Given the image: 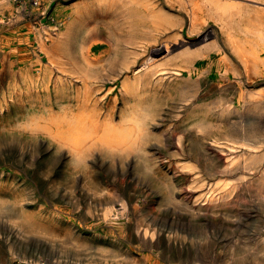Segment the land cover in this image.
<instances>
[{"label":"rangeland","instance_id":"374dc122","mask_svg":"<svg viewBox=\"0 0 264 264\" xmlns=\"http://www.w3.org/2000/svg\"><path fill=\"white\" fill-rule=\"evenodd\" d=\"M82 1L0 0V264H264V143L258 164L243 166L237 151L230 169L229 154L212 142L246 138L220 115V97L240 106L235 85L218 87L214 46L227 51L225 29L210 20L188 32L185 11L174 0H143L150 6L143 8L144 20L136 16L139 9L117 14L93 2L83 8ZM235 1L244 13L241 27L253 9L264 6L261 0ZM150 13L175 15L183 24L179 31L175 26L158 33ZM70 22L65 46L76 61L94 62L92 73L104 89L113 87L100 106L113 104L116 121L134 101L123 99L118 86L133 76L134 65L151 58L141 75L146 88L140 95L149 111L143 146L111 157L94 151L79 162L43 131L31 132L29 117L43 125L51 105L59 110L61 103L78 104L80 83L49 70L48 62L69 58L55 47ZM133 24L147 43L144 50L126 43V27ZM172 29L180 35L174 37ZM164 40L172 41L168 53H161ZM187 53L204 57L196 67L209 71L159 82L157 71L181 64ZM65 69L67 76L76 71L70 63ZM177 152L181 158L174 157ZM223 183L227 190L216 189ZM209 188L216 189L212 196ZM145 228L150 233L143 234Z\"/></svg>","mask_w":264,"mask_h":264},{"label":"bare ground","instance_id":"6f19581e","mask_svg":"<svg viewBox=\"0 0 264 264\" xmlns=\"http://www.w3.org/2000/svg\"><path fill=\"white\" fill-rule=\"evenodd\" d=\"M229 1L227 4H222L219 0H174L177 4L175 7L185 11L188 32L200 30L208 25L210 20L221 29H225L227 51L220 45L214 46L219 53L217 62L220 66V84L218 87L223 90L226 86L235 85L234 88L237 90L236 100L240 101V106H235L234 100L231 98L224 99L220 97V115L225 117L230 126H236L243 137L246 138L238 139L226 136L221 139H213L212 142L216 148L229 154L231 159L227 162V165L231 169L234 162H236L237 154L234 153L237 151L239 152L238 157L242 160V165L246 167H250L254 163L258 164V161L262 159V154H264L260 153L261 144L264 143V112L261 110L264 108V6H262L263 8L253 9L251 12L254 14L249 16L247 23L241 27L239 21L244 18V13L239 7L240 2ZM261 1L264 4V0ZM82 2L83 8L93 2L100 10L117 14H119V10L139 9L141 14H136L139 20L146 19L147 14L143 8L150 7L143 0H83ZM166 2L170 3L171 0H166ZM83 8L76 11V13H83ZM148 15L149 20L154 24L155 31L158 33L165 27L175 26L179 31L183 24V19L175 15L160 13H150ZM71 23L67 25V29L63 33L59 34L58 44L55 47L61 54H68L69 58L64 61L63 56H59L62 60L49 57L48 62L49 70L55 69V71L61 73L63 78L70 79V82L75 80L76 83H80L81 87L75 96L78 104L73 106L61 103L57 107L59 110L56 109L55 105H51L47 117H40L44 118L45 124L43 125H40L36 117H29L28 125L31 132L39 133L43 131L51 136L58 145L65 147L71 153L72 158L79 162H85L86 157H92L94 151L106 152L111 157L116 153L122 155L132 146H143L144 142L142 140L149 132L147 126L149 111L147 101H144L145 97L141 96L143 95L142 89L146 88V82L141 78V75L146 73L143 68H151V63H149L151 58H146L144 62L137 66L134 65L130 70L133 76L125 78L120 85L118 84V78H112L113 86L115 84L119 85L120 96L123 99L130 98L134 100L130 105L129 113L124 118L116 121V109L113 104L107 108L105 107L106 110H103L100 106L103 97L109 92L112 93L113 87L105 88L107 92L104 94L103 82L92 73L94 62L88 58L83 59L81 62L76 61L75 55H70L65 46L70 38ZM126 29L129 35L126 43H134L137 50H144L147 43L140 37L141 29L139 25L133 24L126 27ZM178 31L172 29L174 37L180 35L177 33ZM162 42L164 50L161 53H168L172 41L164 40ZM196 56L200 55L187 53L186 56L181 58V64L175 62L174 65L159 69L157 71L160 74L158 81H163L173 75L178 76L181 72H186L188 75L196 72L200 76L208 72L209 67L204 70L197 69L196 65L203 63L204 57L198 60L195 59ZM68 63L76 69V71H73V75L70 74L69 76L62 74L66 70L65 65ZM121 67L125 70L130 68L128 61L124 58L121 60ZM229 75H233L234 80ZM153 82L155 81L152 80ZM70 101V99L67 100L68 103ZM199 125L203 126L202 124ZM234 135L237 136L238 133L235 132ZM178 141H180V138H178ZM143 151L147 153L145 146ZM174 157L181 158L182 156L180 152H177ZM205 157L213 165V159L207 157V155ZM179 167L184 168L181 164ZM189 168L192 171L197 169L195 165H191ZM208 168L211 170L212 167L209 165ZM221 185L215 184L216 189L227 190V183ZM216 189L209 188L207 192L212 196ZM217 195L218 193L213 197ZM147 233H150V230L147 231L145 228L143 234ZM37 264L39 263L37 262Z\"/></svg>","mask_w":264,"mask_h":264},{"label":"built area","instance_id":"2783aa9c","mask_svg":"<svg viewBox=\"0 0 264 264\" xmlns=\"http://www.w3.org/2000/svg\"><path fill=\"white\" fill-rule=\"evenodd\" d=\"M17 1H19V0H17ZM50 261V260H49ZM46 261L44 260V262H42L43 264H46L45 263ZM48 264H53V262H50V263H48Z\"/></svg>","mask_w":264,"mask_h":264}]
</instances>
